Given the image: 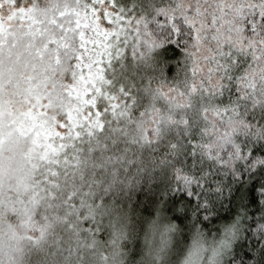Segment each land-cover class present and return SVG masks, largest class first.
Wrapping results in <instances>:
<instances>
[{"label":"snow or ice","instance_id":"1","mask_svg":"<svg viewBox=\"0 0 264 264\" xmlns=\"http://www.w3.org/2000/svg\"><path fill=\"white\" fill-rule=\"evenodd\" d=\"M5 215L38 264H137L161 217L176 260L264 264V0H0Z\"/></svg>","mask_w":264,"mask_h":264},{"label":"trees","instance_id":"2","mask_svg":"<svg viewBox=\"0 0 264 264\" xmlns=\"http://www.w3.org/2000/svg\"><path fill=\"white\" fill-rule=\"evenodd\" d=\"M168 55H175V53L169 52ZM182 60V55L176 54L175 58L167 61V63L176 66L179 65ZM176 72H179L178 67L176 68ZM22 148V145L17 147L15 144H5L2 167L3 184L5 188H7L10 183L16 184L24 173L25 164L22 160ZM153 220H155V218L150 219L145 224L144 230L140 234L141 255L137 258V264H157V258L162 259L163 264H181L193 245L198 244V247H200V249L198 248L199 253L204 250L203 246L205 244L209 245L206 243L208 238L205 234L193 233L184 254L179 260H176L173 258L175 239L173 234L167 231L170 222L163 217L159 220H155V222H153ZM157 230L163 232L161 244L160 247L155 248V253H153L156 255L155 262H151L148 258L147 250L150 246V242L156 243L157 238H152L151 241L148 234H150L149 231L157 232ZM117 232H121L125 239L129 238V228L127 224L121 225L117 229ZM155 234L156 233H154V235ZM25 235L26 233L21 230L16 217L5 215L3 218H0V261H2L3 264H38L36 253L32 252L27 247L23 239ZM125 251H127V249L121 247L115 252L118 257L117 264H127L128 257L123 255Z\"/></svg>","mask_w":264,"mask_h":264},{"label":"rangeland","instance_id":"3","mask_svg":"<svg viewBox=\"0 0 264 264\" xmlns=\"http://www.w3.org/2000/svg\"><path fill=\"white\" fill-rule=\"evenodd\" d=\"M149 233L150 234H148V235H149L151 241H152V238H157L156 243L155 242H153V243L150 242V246H149V248L147 250L148 258L151 260V262H155L156 255L153 254V253H155V248L160 247L161 236H162L163 232H161L160 230H157V232L149 231ZM154 233H156V234L154 235ZM198 248L200 249V247H198V244L193 245L192 248L190 249V251L188 252L186 258L184 259L183 263H181V264H201L202 259L205 256L209 255V245L205 244L203 246L204 250L201 251L200 253H199ZM117 260H118V257L114 253L113 264H117L118 263Z\"/></svg>","mask_w":264,"mask_h":264}]
</instances>
